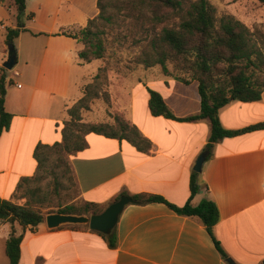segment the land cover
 Instances as JSON below:
<instances>
[{"label": "crops", "instance_id": "crops-1", "mask_svg": "<svg viewBox=\"0 0 264 264\" xmlns=\"http://www.w3.org/2000/svg\"><path fill=\"white\" fill-rule=\"evenodd\" d=\"M84 2L27 0L25 30L15 40L16 64L6 70L7 33L17 27L18 9L0 3V77L6 76L5 107L13 115L0 136V197L16 204L27 202L18 186L37 171V145L62 141L69 108L81 98L88 75L102 66L99 59L82 60L84 46L71 36L99 13V0ZM150 89L161 93L177 117L201 113L196 80L185 83L167 76L132 85L127 114L151 146L141 150L127 139L89 133L86 148L69 157L82 203L98 204L104 211L123 195L158 194L178 206L191 198L196 162L201 154L209 155L211 121L154 116ZM219 116L229 130L264 124V91L258 101L232 100ZM211 154L192 203L204 198L217 203L220 221L214 231L230 258L237 264H263L264 128L226 137ZM15 230L23 237L19 264H230L200 218L180 215L160 202L125 207L115 248L102 232L84 224L51 229L45 219L26 228L16 223ZM11 231V224L0 220V264L10 261L6 246Z\"/></svg>", "mask_w": 264, "mask_h": 264}, {"label": "trees", "instance_id": "trees-1", "mask_svg": "<svg viewBox=\"0 0 264 264\" xmlns=\"http://www.w3.org/2000/svg\"><path fill=\"white\" fill-rule=\"evenodd\" d=\"M3 1L0 0V3ZM107 1L109 0H99L98 2L101 9L100 18L105 17V11L108 7ZM134 1L138 4L143 15L146 14L145 8L149 7L153 10L154 18H158V20H163L166 17L155 15L156 6L159 9L162 7L171 8L181 15L182 20L178 28L165 27L157 38L152 39L146 52H144L142 63L148 67L160 64L165 73H169L168 60L180 62L184 70L191 72L192 79L180 77L178 79L185 83H189L191 80L198 81L201 94V113L180 118L173 114L161 93L150 89L149 106L154 116H165L180 121L208 118L212 124V135L206 147V151L209 153L207 159L212 155L214 144L220 140L264 128V124H258L240 130H229L222 125L219 116L220 109L232 100L258 101L263 96L264 47L258 43L255 33L245 23L229 14L220 15L217 8L209 0L189 2L185 0ZM259 1L264 4V0ZM14 2L18 9L17 27L8 29L6 43L9 55L17 60L15 40L21 31L25 30L24 16L27 0H14ZM94 20L92 19L88 27L81 32L85 47L80 50L79 56L86 62H92L104 56L102 41L96 40L97 35L90 29ZM71 36L79 41L82 40L77 33ZM6 93V76L2 75L0 77V136L10 126L13 118V115L5 107ZM87 101L88 94L69 109V115L72 119L64 123L61 142H56L53 145L43 143L37 145L34 153L38 162L37 171L32 177L23 178L18 186L20 195L27 198V202L20 205L0 197V220L10 223L12 226L6 246V253L10 260L8 264H19L21 257L23 237L16 234L15 224L19 223L26 228L27 226H38L46 219L47 214L34 203H43V199L37 197V193L40 192V184L48 170L51 154L57 155L58 160L66 164L65 153L71 155L85 149L87 146L86 137L92 132L107 137L127 139L141 150H148L151 146L150 141L143 137L132 121L125 120L119 115L116 116L115 124L81 122L79 109ZM67 167L75 182L71 165L67 164ZM201 188L199 173L194 172L191 177V198L183 206H178L158 194H137L133 198L142 204L165 203L180 215L200 218L224 259H228L230 255L214 231V227L220 221V210L217 203L209 198H204L198 205L192 203L193 198L200 192ZM57 212L87 215L89 213H101L103 209L95 203L81 202L79 205L77 202H71L60 205ZM104 235L108 238L111 246L115 248L118 243L116 228L110 234Z\"/></svg>", "mask_w": 264, "mask_h": 264}, {"label": "rangeland", "instance_id": "rangeland-1", "mask_svg": "<svg viewBox=\"0 0 264 264\" xmlns=\"http://www.w3.org/2000/svg\"><path fill=\"white\" fill-rule=\"evenodd\" d=\"M6 1L15 5L14 0L3 2ZM82 1L86 4L91 3V0ZM209 1L217 8L220 15L229 14L245 23L255 33L258 43L264 47L263 3L259 0ZM107 3L105 17H99L101 12L99 8L98 15L90 25L91 31L97 35L96 40L99 39L103 43L104 56L99 58L102 66L94 74L88 75L81 88V98L88 94V101L81 106L79 114L82 118L81 122L88 124H115L118 115L131 121L125 104L130 96V88L139 80L147 82L152 78L160 79L167 76L192 79L191 72L184 70L180 62L175 60L167 62L169 73H165L160 64L148 67L142 63L144 52L152 39L157 38L165 27L178 28L182 20L178 12L171 8L159 9L156 6L155 15L166 17L159 21L158 18H154L153 10L149 7L145 8L146 14L143 15L134 0H109ZM82 30L74 31L80 35V39H82ZM80 42L85 47V41L82 39ZM3 48L4 42L0 39V52H3ZM2 68L7 69L4 66ZM67 118L68 121L72 119L69 110ZM69 157L70 155L65 153L66 164H63L58 160L57 155H50L48 170L40 184V192L37 193V197L43 199V203H34L47 215L58 213L59 206L65 203L77 202L81 205L78 200L79 187L71 178V172L67 167V164H70ZM87 215L90 216L91 213Z\"/></svg>", "mask_w": 264, "mask_h": 264}, {"label": "water", "instance_id": "water-1", "mask_svg": "<svg viewBox=\"0 0 264 264\" xmlns=\"http://www.w3.org/2000/svg\"><path fill=\"white\" fill-rule=\"evenodd\" d=\"M16 64V59L9 56L4 64L7 69H12ZM207 153L200 155L196 162L194 170L198 173L202 172L203 165L207 160ZM131 203H140L131 196L123 195L120 199L109 205L103 212L98 214L77 215L66 213H52L46 217L49 228L54 229L66 224H84L88 225L92 230L110 234L117 226L119 218L125 207ZM230 264H237L232 258L227 259ZM264 264V261H263Z\"/></svg>", "mask_w": 264, "mask_h": 264}]
</instances>
